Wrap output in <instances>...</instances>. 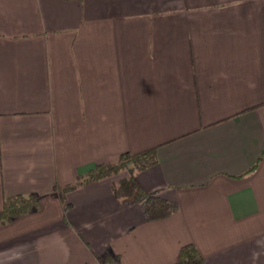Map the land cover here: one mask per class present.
I'll list each match as a JSON object with an SVG mask.
<instances>
[{
  "label": "crops",
  "instance_id": "1",
  "mask_svg": "<svg viewBox=\"0 0 264 264\" xmlns=\"http://www.w3.org/2000/svg\"><path fill=\"white\" fill-rule=\"evenodd\" d=\"M178 211L64 187L123 152ZM0 264H264V0H0ZM112 256L110 262L105 255Z\"/></svg>",
  "mask_w": 264,
  "mask_h": 264
},
{
  "label": "trees",
  "instance_id": "2",
  "mask_svg": "<svg viewBox=\"0 0 264 264\" xmlns=\"http://www.w3.org/2000/svg\"><path fill=\"white\" fill-rule=\"evenodd\" d=\"M156 161L155 147L136 153L123 152L119 155L116 162L97 164L87 173L79 176L75 182L65 186L64 190L74 189L78 185L117 174L120 170L126 169L129 172V176L120 179L113 186L114 196L124 205L142 203L143 212L147 220L165 218L178 211V203L164 199L154 193L146 192L136 179L138 171L155 164ZM38 202L39 197L35 194H18L4 199L0 209V222H8L19 214L30 211ZM104 257L106 262H110V258L112 259V256L110 257L107 254ZM107 257L110 258L107 259ZM201 263L202 257L192 244H186L180 248L177 264Z\"/></svg>",
  "mask_w": 264,
  "mask_h": 264
}]
</instances>
